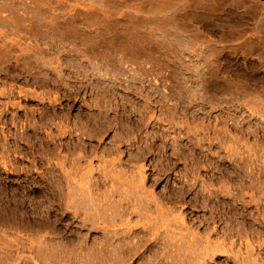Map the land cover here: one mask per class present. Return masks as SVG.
<instances>
[{
  "label": "rangeland",
  "instance_id": "rangeland-1",
  "mask_svg": "<svg viewBox=\"0 0 264 264\" xmlns=\"http://www.w3.org/2000/svg\"><path fill=\"white\" fill-rule=\"evenodd\" d=\"M0 264H264V0H0Z\"/></svg>",
  "mask_w": 264,
  "mask_h": 264
},
{
  "label": "bare ground",
  "instance_id": "bare-ground-1",
  "mask_svg": "<svg viewBox=\"0 0 264 264\" xmlns=\"http://www.w3.org/2000/svg\"><path fill=\"white\" fill-rule=\"evenodd\" d=\"M143 178H144V177H143ZM143 178L141 179L142 181H144ZM142 181H141V182H142ZM142 184H144V183H142ZM127 195H128V194H127ZM139 197H140V196H139ZM146 197H147V196H146ZM140 198H141L140 200H142V197H140ZM136 199H138V198H136ZM156 199H157V198H156ZM138 200H139V199H138ZM143 200H145L144 197H143ZM148 200H149V199H148ZM152 200H153V199H152ZM158 201H159V200H158ZM145 202H146V201H145ZM148 203H149V202H148ZM149 204H150V203H149ZM135 208H136V210H137V209H138V206L135 207Z\"/></svg>",
  "mask_w": 264,
  "mask_h": 264
}]
</instances>
